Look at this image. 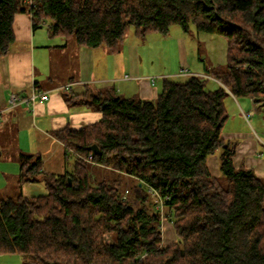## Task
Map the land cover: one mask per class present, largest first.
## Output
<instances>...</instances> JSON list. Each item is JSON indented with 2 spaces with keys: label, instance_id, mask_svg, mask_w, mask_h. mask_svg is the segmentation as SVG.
I'll return each instance as SVG.
<instances>
[{
  "label": "trees",
  "instance_id": "1",
  "mask_svg": "<svg viewBox=\"0 0 264 264\" xmlns=\"http://www.w3.org/2000/svg\"><path fill=\"white\" fill-rule=\"evenodd\" d=\"M30 1L0 0V57L15 43V16L28 12L34 29L47 25L53 38L110 54L130 26L144 38L194 25L226 40L227 62L206 69L221 83L214 90L190 75L164 78L154 100L114 87L66 95L101 117L54 133L74 158L71 172L47 173L41 157L20 153L18 194L0 198V255L23 264H264V179L236 167L237 146L222 137L230 96L264 104V0ZM218 151L215 175L208 162ZM101 167L109 172L98 180ZM39 182L46 195L22 194L24 183ZM165 217L177 237L169 245Z\"/></svg>",
  "mask_w": 264,
  "mask_h": 264
},
{
  "label": "crops",
  "instance_id": "2",
  "mask_svg": "<svg viewBox=\"0 0 264 264\" xmlns=\"http://www.w3.org/2000/svg\"><path fill=\"white\" fill-rule=\"evenodd\" d=\"M30 2L24 0L25 4ZM14 33L16 40L10 52L0 57V133L5 129L16 128L19 146L30 141L57 142L63 146L54 137L55 132L65 128L80 129L100 119L101 114L91 111V108L69 104L66 101V95L69 93H98L114 87L126 97L154 100L161 90L162 83L159 84L156 79L153 81L142 74L139 48L134 41H125V45L117 54H110L105 48L79 47L70 41L69 43L61 38L51 37L47 25L34 29L32 16L28 12L15 16ZM193 75L213 80L217 86L221 85L219 81L207 75L206 71L205 74ZM177 77L186 76L179 73ZM13 92L21 94L23 98L33 92H42L47 94L49 99L25 101L11 107L9 95ZM230 97L237 99L233 95ZM243 102L245 106H251L250 100L247 102L245 99ZM231 135L241 133H225L222 137L229 140ZM243 137L251 139L250 135ZM247 140L245 144L237 147L235 165L239 167L243 164L252 168L257 176L264 177V160L255 157L257 146L255 144V149L251 150L253 147H247ZM0 149L2 150L1 145ZM20 150L21 153L27 154L22 147ZM208 163L214 173L210 158ZM216 164L214 174L219 175L217 160ZM20 174L21 171L19 177ZM27 184L31 183H24L21 188L25 197H28ZM171 229L170 232L174 233L173 228ZM176 240V234H172L169 241Z\"/></svg>",
  "mask_w": 264,
  "mask_h": 264
},
{
  "label": "rangeland",
  "instance_id": "3",
  "mask_svg": "<svg viewBox=\"0 0 264 264\" xmlns=\"http://www.w3.org/2000/svg\"><path fill=\"white\" fill-rule=\"evenodd\" d=\"M128 31L125 41L137 43L142 74L156 79L159 84L163 82L164 78L168 80H186L187 77H177L182 69H187L191 75L205 74L206 69L222 68L227 62L226 40L221 36L198 33L194 25H191L190 33L184 32L179 26L174 25L166 36L154 32L141 38L136 35L133 26H130ZM70 42L75 44L73 40H70ZM216 87V83L209 79L207 89L214 90ZM245 99H247V102L250 100V107L245 106L243 102ZM226 106L229 119L224 127L223 134L241 133V135H231L232 137L229 138V141L237 147L240 144H245L247 138L243 136L250 135L251 139L247 140V147H253L256 144L255 157L264 160V104L256 103L250 98L232 99L229 97L226 100ZM90 110L93 111V109ZM0 145L2 148V150L0 149L2 153L0 155V198L15 197L18 194L17 182L20 173L21 147L27 154L41 157L44 170L47 173L63 174L66 171L71 172L74 168V158L71 157L66 160L65 148L57 142L42 141V143H36V141H30L19 146L16 128L5 129L0 133ZM253 149L255 147L251 150ZM220 154L221 151H218L216 155L210 157V166L214 173L216 172V160L219 165ZM101 169L102 167L96 172L98 180L105 175L107 176L106 171L109 172L108 168ZM109 175L112 176L110 173ZM262 178L264 179V177ZM122 179L130 183L126 177L123 176ZM91 181L94 183L93 180ZM27 187L29 198L48 193L43 182L27 184L26 189ZM162 226L165 239L164 245H169L172 243L169 240H171L172 234L175 235V230L166 217ZM171 228H173L174 233H171ZM105 238L107 242L112 240L110 235H106ZM0 264H23V262L18 254L0 255Z\"/></svg>",
  "mask_w": 264,
  "mask_h": 264
},
{
  "label": "built area",
  "instance_id": "4",
  "mask_svg": "<svg viewBox=\"0 0 264 264\" xmlns=\"http://www.w3.org/2000/svg\"><path fill=\"white\" fill-rule=\"evenodd\" d=\"M181 75H185V76H190L191 74L189 73V71L187 69H182V71L180 72ZM154 81V79H153ZM37 99L44 101V100H48L49 96L45 93L42 92H33L32 94H30L27 98H23L21 96V94L17 93V92H13L9 95V105L11 107L16 106L22 102L28 101V102H35ZM153 198L157 197L156 193H152Z\"/></svg>",
  "mask_w": 264,
  "mask_h": 264
},
{
  "label": "water",
  "instance_id": "5",
  "mask_svg": "<svg viewBox=\"0 0 264 264\" xmlns=\"http://www.w3.org/2000/svg\"><path fill=\"white\" fill-rule=\"evenodd\" d=\"M89 151L93 152L94 154H100V149L96 144H93L89 147Z\"/></svg>",
  "mask_w": 264,
  "mask_h": 264
}]
</instances>
